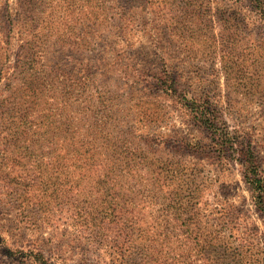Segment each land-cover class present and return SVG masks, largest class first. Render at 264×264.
Returning a JSON list of instances; mask_svg holds the SVG:
<instances>
[{
  "label": "rangeland",
  "instance_id": "374dc122",
  "mask_svg": "<svg viewBox=\"0 0 264 264\" xmlns=\"http://www.w3.org/2000/svg\"><path fill=\"white\" fill-rule=\"evenodd\" d=\"M170 77L177 91L157 82ZM196 104L218 114L213 130L196 122ZM115 148L164 169L157 193L132 184L146 203L130 211L155 218L142 228L180 234L167 217L198 203L207 221L264 248L241 153L256 151L264 179V0H0V264H145L140 241L134 259L119 254L124 226L104 238L97 223L102 244L66 219V167ZM189 243L190 258L171 264H201ZM180 244L170 239L172 251Z\"/></svg>",
  "mask_w": 264,
  "mask_h": 264
},
{
  "label": "trees",
  "instance_id": "16d2710c",
  "mask_svg": "<svg viewBox=\"0 0 264 264\" xmlns=\"http://www.w3.org/2000/svg\"><path fill=\"white\" fill-rule=\"evenodd\" d=\"M171 80V77L167 81L158 78L157 82L168 88L173 87L177 91L172 82L168 83ZM192 115L196 122L208 131L217 126L218 114L212 113L209 108H203L201 104H196ZM229 135L220 134L221 145L223 142L225 144L232 142ZM108 151L110 152L97 150L92 155L79 153L73 159L74 163L65 169L68 214L66 219L81 240L103 244L105 241L101 240L99 232H93V227L99 223L104 228L102 234L104 238L118 233L108 232L110 228L124 226L128 246L125 253L119 254L134 259V250H131L135 249L140 241L138 245L140 249L137 250L143 253L141 255L145 264H171L177 262V256L181 261L190 258V255H187V246L191 239L195 240L196 245L192 247L194 250H190L196 254L197 262L201 264H239L245 260L259 262L260 256H264V248L258 247L256 238L239 239L228 235L223 225L212 223L209 219L207 221L198 213L195 207L198 203L194 204L193 213L181 214L175 218L167 217L169 223L173 220L178 221L179 226L183 228L180 234L142 228L144 223H150V220L155 218L136 216L133 214L135 211H130L146 203L142 194L138 200L130 196L132 184L135 182L143 187H150L152 192L157 193L162 186L164 169L155 164L149 165L148 156L134 148H115ZM241 153L246 157L242 165L244 178L258 192L256 204L264 210V179L259 175L261 163L256 158V151ZM143 157L146 158V162H142ZM96 162L100 163L93 166ZM74 172H78L77 177L74 176ZM172 237H177L180 242L184 241L186 244L184 246L180 244L177 251H172L169 246Z\"/></svg>",
  "mask_w": 264,
  "mask_h": 264
}]
</instances>
